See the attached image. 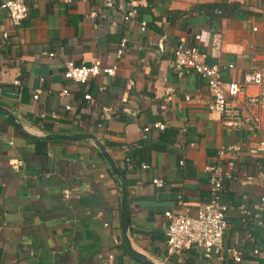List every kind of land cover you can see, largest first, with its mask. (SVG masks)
<instances>
[{"label": "crops", "instance_id": "crops-1", "mask_svg": "<svg viewBox=\"0 0 264 264\" xmlns=\"http://www.w3.org/2000/svg\"><path fill=\"white\" fill-rule=\"evenodd\" d=\"M25 2L29 14L19 24L0 3V105L23 127L0 113V264H149L125 241L123 178L131 248L153 263L264 264V108L246 105L258 110L262 129L231 128L210 108L205 79L193 70L179 76L173 64L182 40L207 51L220 30L223 56L208 62L234 63L225 80L264 69V0ZM213 3L223 11L203 6ZM129 11L135 14L124 19ZM68 61H100L117 72L81 84L65 78ZM246 89L247 96L259 91ZM159 121L165 129L153 127ZM74 133L97 135L123 176L91 138H43ZM231 145L239 149L219 158ZM219 162L232 173L221 194L228 207L224 245L236 247L241 260L227 249L208 257L194 245L167 258L166 211L196 215L209 198L208 169ZM158 178L163 186L153 182Z\"/></svg>", "mask_w": 264, "mask_h": 264}, {"label": "built area", "instance_id": "built-area-1", "mask_svg": "<svg viewBox=\"0 0 264 264\" xmlns=\"http://www.w3.org/2000/svg\"><path fill=\"white\" fill-rule=\"evenodd\" d=\"M109 7L114 6V0H105ZM1 6L7 9L8 14L15 24H19L29 14V6L25 0H0ZM135 11H129L124 14V19H130ZM145 27V22H143ZM127 46V39L121 40L119 55L123 53ZM224 53V35L220 30L214 31L210 40L207 51L201 50L195 45H187L182 40L174 49L173 64L179 76H182L187 70H193L198 73L207 82L211 94L212 101L210 108L219 110L224 113L225 124L231 128L239 129L247 127L250 130H260L261 116L258 110H248L250 108H264V69H252L248 71L242 81L225 80L223 72L227 69L235 67L234 63L227 64H211L208 62L210 58L221 59ZM53 55V53H49ZM117 72L115 65L102 67L100 61H95L91 65L76 64L68 61L64 76L78 83L86 84L91 76L100 73L113 77ZM17 80L16 82H18ZM256 85L259 91L256 95L246 94L248 85ZM40 89H36L35 98L39 97ZM68 89L61 91L62 95L68 94ZM241 96H247L246 104L241 102ZM87 99L92 96L88 93L85 95ZM126 101L127 99H123ZM256 111V112H255ZM106 117H110L111 108L104 107ZM153 127L165 129L166 125L162 122H155ZM150 126L144 127L145 132H149ZM260 149L264 151V135L259 143ZM238 145H231L228 148L218 150L219 158H224L231 150H238ZM147 167V164H143ZM231 171L225 167L222 162L216 163L208 169L209 198L206 203L202 204L196 215H189L183 212L173 210L166 211L168 218L167 229V258L170 256L180 257L186 245H194L202 250L206 256H210L212 252L219 255L223 250L227 249L234 255L236 261H240V253L234 246L225 248L224 237L228 226L227 210L228 207L221 201V194L224 181L231 178ZM153 182L158 186L164 185L163 179H154ZM183 195L178 194V202L182 203ZM243 211L246 212L245 208Z\"/></svg>", "mask_w": 264, "mask_h": 264}, {"label": "water", "instance_id": "water-1", "mask_svg": "<svg viewBox=\"0 0 264 264\" xmlns=\"http://www.w3.org/2000/svg\"><path fill=\"white\" fill-rule=\"evenodd\" d=\"M0 113L6 115L8 122L13 124L15 127L23 130V127L20 124L19 120L10 110H8L5 107L0 105ZM43 138H45V139H63V140H80V139H85V138H91L95 141V143L97 145L100 146L103 154L105 155L107 160L110 162L113 171L117 175H119L121 177L123 176L122 171L116 165V163L113 160V158L111 157L110 153L107 151L106 146L98 139L97 135H95L94 133H74V134H69V135L68 134H53V135H46ZM122 192H123L122 215H121V217H122V229L124 232L125 241L128 245V248L134 255L140 257L146 263L156 264V263H153L150 259H148L144 254H142L138 251H135L131 248V244H130V241H129L128 236H127V231H128V227H129V223H130V216H129V207H128V190H127V185H126V181L124 178L122 179Z\"/></svg>", "mask_w": 264, "mask_h": 264}, {"label": "trees", "instance_id": "trees-1", "mask_svg": "<svg viewBox=\"0 0 264 264\" xmlns=\"http://www.w3.org/2000/svg\"><path fill=\"white\" fill-rule=\"evenodd\" d=\"M203 6H205L207 9L208 8H213V9H217V8H219V9H222L221 10V12L223 11V9H224V7H223V4H221V3H213V4H209V5H203Z\"/></svg>", "mask_w": 264, "mask_h": 264}]
</instances>
